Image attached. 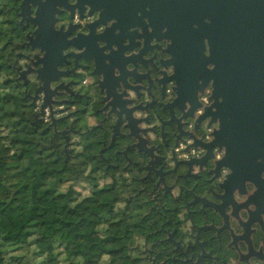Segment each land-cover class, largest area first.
<instances>
[{
  "label": "flooded vegetation",
  "instance_id": "1",
  "mask_svg": "<svg viewBox=\"0 0 264 264\" xmlns=\"http://www.w3.org/2000/svg\"><path fill=\"white\" fill-rule=\"evenodd\" d=\"M20 2L0 0V16L26 26V38L34 27L21 21ZM218 4L219 27L209 14L204 35L181 38H167L162 22L152 27L140 12L104 24L88 9L82 19L77 9L57 15L55 27L70 28L68 39L80 35L87 49L63 51L75 56L64 57L66 74L51 85L62 84L61 95L52 97L63 102L53 105L61 120L54 130L46 108L37 125L43 121L51 140L60 139L67 159L88 161L91 153L110 184L123 180L117 192L149 228L140 247L126 254L133 255L127 264H264V160H256L259 173L230 162V139L215 137L225 113L213 111L211 86L203 92L216 77L206 66L215 68L218 60L217 36L219 61L226 59V0ZM35 53L16 52L22 59L13 67L16 80L17 68L31 65L25 56ZM28 79L17 81L36 114L43 95L34 96L35 75Z\"/></svg>",
  "mask_w": 264,
  "mask_h": 264
},
{
  "label": "trees",
  "instance_id": "2",
  "mask_svg": "<svg viewBox=\"0 0 264 264\" xmlns=\"http://www.w3.org/2000/svg\"><path fill=\"white\" fill-rule=\"evenodd\" d=\"M25 31L0 16V264H127L149 230L143 213L124 204L123 180L110 184L91 153L67 159L35 123L13 68L28 50Z\"/></svg>",
  "mask_w": 264,
  "mask_h": 264
},
{
  "label": "water",
  "instance_id": "3",
  "mask_svg": "<svg viewBox=\"0 0 264 264\" xmlns=\"http://www.w3.org/2000/svg\"><path fill=\"white\" fill-rule=\"evenodd\" d=\"M218 2L219 0H74L70 4L68 0H21V21L25 20L26 24L30 23L34 27L32 33L26 34V41L21 46L40 54L35 53L31 58L25 56L31 65L25 64L23 70L17 68V80L26 84V76L34 74L40 82L34 96L41 93L43 97L39 111L34 114L35 123L47 108L51 126L55 130L56 122L61 119L56 120L54 116L61 111L53 110V105H61L63 102L54 101L52 97L61 95L58 90L62 88V84L55 87L51 85L66 74L60 70L64 57L75 56L72 53L64 55L63 51L71 47L84 53L87 49L85 44H79L80 35L68 39L70 28L63 31V26L58 29L55 27L57 15L77 9L82 19L83 12L88 9L89 16L97 13L96 21L104 24L119 15L135 17L140 12L152 27L157 22H162L167 38H171L172 34L175 38H181V35L187 33L204 35L208 26L204 20L210 18L209 14L215 20L213 25L219 27ZM224 8L227 11L226 59L219 61L220 38L217 36L215 51L218 60L212 71L216 77L211 98L214 99L212 107L217 113L224 111L225 115H221L219 131L215 133V137L228 136L230 139L231 145L226 147V156L230 158V162L238 159L244 168L250 164L256 166L255 172L259 173L262 169H257L256 160H264V0H226ZM25 14L33 16L26 19ZM193 25L197 27L194 29Z\"/></svg>",
  "mask_w": 264,
  "mask_h": 264
},
{
  "label": "clouds",
  "instance_id": "4",
  "mask_svg": "<svg viewBox=\"0 0 264 264\" xmlns=\"http://www.w3.org/2000/svg\"><path fill=\"white\" fill-rule=\"evenodd\" d=\"M146 21H147V20H146ZM206 23H207V22H206ZM206 46H207V50H208L207 41L204 42L205 50H206ZM204 52H205V51H204ZM213 68H214L213 65H207V66H206V69H207L208 71H212ZM209 86H211V93H210V96H212V94H213V83H212L211 81H209V83L207 84V86L204 88L203 92H205V90H207V89L209 88ZM203 92H202V93H203ZM199 94H200V92H197V95H199ZM211 101H212V100H211ZM212 103H213V101H212ZM211 105H212V104H211ZM213 111H215V109H213ZM215 123L218 125V128H217L216 131H219L220 122L217 120Z\"/></svg>",
  "mask_w": 264,
  "mask_h": 264
},
{
  "label": "rangeland",
  "instance_id": "5",
  "mask_svg": "<svg viewBox=\"0 0 264 264\" xmlns=\"http://www.w3.org/2000/svg\"><path fill=\"white\" fill-rule=\"evenodd\" d=\"M28 89H31V87H27V88L24 90V92H26V90H28ZM19 93L22 94V93H23V90H21Z\"/></svg>",
  "mask_w": 264,
  "mask_h": 264
}]
</instances>
